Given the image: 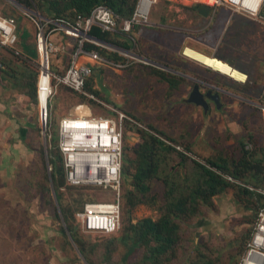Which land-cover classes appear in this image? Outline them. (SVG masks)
<instances>
[{
	"label": "rangeland",
	"instance_id": "obj_1",
	"mask_svg": "<svg viewBox=\"0 0 264 264\" xmlns=\"http://www.w3.org/2000/svg\"><path fill=\"white\" fill-rule=\"evenodd\" d=\"M174 6L171 4L165 8L162 5L163 18L172 24V30L165 32L150 29L148 32L144 30L143 33H134V40L128 39L132 48L128 52L118 51L125 59L124 63L104 64L93 60L84 63L90 68L87 81L98 95L85 91L86 98L82 99L64 85L53 83L52 96L47 104L46 128L41 122L38 102L25 104L24 107L17 105L14 110L8 109L16 115V119L23 120L24 114L26 122L33 124L34 129L24 137L19 133V129H24L23 123L14 124L6 120L3 114L0 116V264H87L75 244L67 241L62 232V229L68 230L67 224L54 185L51 180L48 185L46 178L49 175L51 179L53 171L48 153L60 154L64 164L58 151L59 120L69 115H86L80 113L81 108L88 115L96 117L117 119L120 114L126 116L127 120L123 123L125 157L135 158L133 148L142 142L137 128H142L166 139L174 149L193 161L206 163L219 157L228 163L229 160L238 161L242 158L241 144H245L248 150L255 152V161H262L264 166L262 79L256 81L253 76L252 80L246 74V84H240L184 56L186 47L183 35L174 33L173 29L178 31L187 27L196 30L200 28L203 19L194 11L178 10L179 7ZM231 7L247 20L253 19L246 24L254 22L257 28L255 26L254 30L251 25V31L247 30L246 37H237L233 42L222 44L210 36V40H191L192 46H200L205 55L215 56L225 62L231 61L240 69L264 72V64L257 65L264 63V21L258 16H252L250 12ZM0 12L17 19L20 49L22 36L26 32L25 36L29 37V31L32 38L28 42L35 46L39 31L37 21L45 20L42 11H29L27 7L11 0H1ZM4 53L9 56L7 52ZM248 53L257 58L241 57ZM69 58L70 54L66 52L57 53L50 64L52 74H63ZM147 59L171 70L156 67ZM79 60L83 63V59ZM34 63L37 65L35 68L39 69V60ZM17 66L20 68L18 63ZM177 72L184 75L179 83L173 76H181ZM160 73L167 76V81L162 79ZM195 86H199L200 92L207 98L209 90L218 94L221 108H217L211 100L207 102L208 111L190 102ZM0 108L4 110L5 106ZM13 124L19 132L14 130ZM17 133L20 137H17ZM178 161H174L171 166L182 177L186 169H179ZM63 168L66 174L64 165ZM254 173L260 186L257 189L248 186L264 195V168L262 172L256 169ZM240 184L243 185L242 182ZM48 187H51L52 192H49ZM132 188V177L125 179L123 176L122 192ZM162 191V183H151L147 196L155 198L153 205L148 201L151 205L139 204L134 207L131 211L133 224L144 218L158 220L162 216ZM60 192L63 203H70L75 209L71 221L77 234L87 242L88 254L93 262L144 264L141 250L127 256V245L122 243L121 238L122 220L125 219L123 210L119 228L111 234L86 232L74 217L85 202L112 200L113 193L108 194L102 188H73L67 184ZM246 206V203L237 200L234 190H228L216 196L210 207H201L199 215L182 224L177 257L169 264H192L198 246L216 264H228L231 260V264H240L246 251L241 253L242 248L254 226L250 223L254 213ZM57 211L60 218L56 216ZM67 236L70 239L68 233ZM246 245L248 242L245 248Z\"/></svg>",
	"mask_w": 264,
	"mask_h": 264
},
{
	"label": "trees",
	"instance_id": "obj_2",
	"mask_svg": "<svg viewBox=\"0 0 264 264\" xmlns=\"http://www.w3.org/2000/svg\"><path fill=\"white\" fill-rule=\"evenodd\" d=\"M14 1L30 10L42 11L45 18L51 21L61 20L72 24L79 16L83 19L87 18L97 6H104L112 11L114 15L117 16L118 22L130 19L134 13L138 0ZM143 28V25H134L131 32L125 34L120 31L119 27L112 32H103L99 27L92 26L87 34L91 38L106 42L124 50H130L132 46L128 39L131 41L134 40V33ZM25 33L22 36V49L19 48L21 42L20 35L19 42L15 47H4L0 44V77L13 90H17L21 95L29 98L31 103L36 104L38 102L37 85L39 80V69L35 68L37 65L34 62L37 59L39 60L37 52L38 33L35 46L28 42V40L32 38L31 32L29 31V37H26ZM76 47L77 43L74 41L71 53ZM81 48L84 53L96 52L101 58V61L96 62L104 64H120L125 62V59L120 53L109 50L107 47L92 41H84ZM4 51L7 52L10 57H7ZM84 56L86 55H81L79 59ZM89 59L92 60L91 58ZM17 63L20 65V68L17 66ZM78 63L84 64L81 63L80 60H78ZM231 66L235 70H238L234 64ZM159 75L163 80L167 81V76L164 73H160ZM173 76L177 79L178 83L180 82L179 80L182 81L183 79V76ZM69 90L79 94L82 99L86 98L85 91L90 94H99L92 90L91 83L87 80L84 86V92L79 93L71 89ZM45 102V95L41 94V108L45 106ZM137 132L142 142L133 148L135 158L125 157L124 154L122 169V180L123 176H125V179L131 176L133 185L132 189H127L125 192H122L120 200V209L121 211L123 210L125 214V219L122 220L123 227L121 229V238L123 239L122 243L127 245V256L141 250L143 252L142 259L144 264L171 263L177 257L176 252H178L177 247L180 240L181 226L184 221L195 218L201 213V207H210L216 196L222 195L228 190H234L237 200L241 203H246V208L253 211L254 214L250 223L255 224L259 210L264 207V195L251 189L248 185L256 189L259 188L260 182L257 181L254 171L257 169L258 172H262L264 166L262 165V161H255V152L248 150L247 145L241 144L242 158L238 161L229 160L228 163V161H224L219 157L202 163L200 161L190 160L184 153L178 152L166 142V139L157 134L142 128H137ZM157 133L159 134L160 132ZM161 134L165 136L163 133ZM48 154L50 164L53 166V171L51 173V179L49 175H46L48 179L47 182L49 185V180H51L54 185L59 206L61 207V213L68 228V232L66 229H62V232L65 238H67V241L69 240L70 243L73 242L75 244L87 264H97L90 259L87 250V242L77 234L75 226L71 221L75 209L72 208V204L69 203L65 205L63 203L62 193L60 192L61 188L66 184L73 188L94 186H75L67 183L63 168L64 164L62 163L60 154L56 155L52 152ZM176 160H179V169H186V173L182 177L178 174L179 172H174L172 169L173 165L171 166V164ZM178 168H176V170H178ZM153 181H159L163 185L161 195V200H163L162 216L158 220L144 218L133 224L131 221V211L134 207L139 204L151 205L148 201L152 202L153 205L155 198L147 196L151 190V183ZM240 182H242L243 185L240 184ZM48 190L52 192L51 187H48ZM83 206L84 204L78 210L82 209ZM56 216L60 218L58 211ZM74 217L76 216L74 215ZM253 229L254 226L251 233H253ZM250 235L252 236V234ZM251 236H248L245 244H247V242L249 243ZM71 239L72 241H70ZM113 240H115V238ZM245 244L241 253L247 249L245 248ZM231 262L232 260L228 264H231ZM192 264L216 263L207 254L201 251V246H198L196 248V257L192 259Z\"/></svg>",
	"mask_w": 264,
	"mask_h": 264
},
{
	"label": "built area",
	"instance_id": "obj_3",
	"mask_svg": "<svg viewBox=\"0 0 264 264\" xmlns=\"http://www.w3.org/2000/svg\"><path fill=\"white\" fill-rule=\"evenodd\" d=\"M217 2L218 4L227 2L234 6L229 0H217ZM263 2L254 14L250 13L258 16ZM156 3L157 0H138L132 17L121 22H118L117 16L104 6L95 7L85 19L79 16L72 24L46 18L37 21L39 27L37 52L40 62L37 94L39 106L40 95L44 94L46 99L45 106L43 108L40 106L39 110L45 128L47 104L52 96L53 83L81 93L90 76V68L85 64H79V57L86 55L93 61H101L96 52L84 53L81 48L84 41H90L87 38L90 28L97 26L103 32H112L119 27L122 33L128 34L134 25L149 23L151 9ZM34 16H37V13ZM59 33L74 39L77 47L70 55L66 71L54 75L50 70L52 58L57 53L66 52L65 45L56 44L52 40V36ZM18 42L17 19L0 12V44L4 47H15ZM125 120L126 116L123 114L117 119L69 115L59 120L58 149L63 157L67 183L75 186L99 187L108 194L113 193L112 200L87 201L82 209L76 211V219L86 232L111 234L119 228ZM240 264H264V207L257 214L251 239Z\"/></svg>",
	"mask_w": 264,
	"mask_h": 264
},
{
	"label": "crops",
	"instance_id": "obj_4",
	"mask_svg": "<svg viewBox=\"0 0 264 264\" xmlns=\"http://www.w3.org/2000/svg\"><path fill=\"white\" fill-rule=\"evenodd\" d=\"M240 1L241 0H233V2L235 4L239 3ZM171 4H174L176 7L178 6L179 7L178 10L187 9L189 11H194V12H196V15H199V17L203 19L201 21L202 22L201 25L198 24V25H200L199 29L193 30V29H189L187 27L181 28V30H178V31L173 29L174 33L177 32V33L183 35L184 46L186 48H191V49L198 51L202 54H204V52H205L203 49H201L202 47L197 46V45L192 46L191 40H194V39H197V40H199V39H201V40L206 39L207 40L208 39V40H210V38H211L210 36H213L215 42L219 41L223 44V42L224 43L228 42V41L233 42L234 40L237 39V37H239V38H242L243 36L246 37L247 30L251 31L250 27H252V26L254 27L253 28L254 30H255V26L257 28V25L254 22L253 23L248 22L246 24V22L248 20H253V19L247 20L245 17H242L241 13H235V10H233L231 5L228 4L227 2H223V3L218 4L217 0H157V3L153 4L154 6L151 9V13H150V17H149V23L146 25H143L144 28L141 29L140 31L142 33L144 30H147V32H148L150 29L151 30H162L165 32L171 31L172 30L171 29L172 24L163 18L164 8H162V5H164L166 8L167 5H171ZM202 5L209 7V11H208L207 15H203L200 12V7ZM252 16H254V15H252ZM258 17L264 21V7L260 8V11L258 13ZM52 40L56 44L58 43V44L65 45L66 54L71 55V49L73 47L74 39L62 36V34L59 33L58 35L57 34L53 35ZM185 49H184V51H185ZM184 51H183V55H184ZM241 57L250 58V59H252V58L256 59L257 58V56L251 55L249 53L247 55H242ZM82 59H83V63H86V62L88 63V61H90L89 57H87V56L82 57L81 60ZM84 59L86 61H84ZM233 64H234V66H237V64H235V63H233ZM263 64L264 63H257V65H259V66H262ZM238 70H240L241 73H243L244 75L245 74L250 75V78L252 80H253V78H255L256 81H258V79H259V81H260V79H262L263 82H262V85H260V87H262V89H264V72L259 71V70L251 72L249 70L240 69V68H238ZM244 84H246V83H244ZM37 88H38V85H37ZM28 103H31L29 98L21 95L17 90H13L0 77V106H5L4 110H1V108H0V112H1L0 116H2V114H3L4 116H6V118H7L6 120L13 122L14 124L17 123V124L21 125V123H23L22 127H24V129H19L20 132L17 131L16 126L14 124L12 125V127H14V130L19 132L21 134V136H23V137L25 134L28 135V133L31 132L32 128L34 127L33 124H29L26 122V119H25L26 116L24 114H23V120L16 119V117H15L16 115L11 114L9 112V110L10 109L14 110L17 107V105L24 107L25 104H28ZM31 104H33V103H31ZM80 107H83V106H80ZM80 113L86 114V115L89 114L83 108H81ZM28 122H31V121H28ZM24 124H25V126H24ZM14 133L15 132H13V134ZM17 137H20V135H18V133H17Z\"/></svg>",
	"mask_w": 264,
	"mask_h": 264
},
{
	"label": "bare ground",
	"instance_id": "obj_5",
	"mask_svg": "<svg viewBox=\"0 0 264 264\" xmlns=\"http://www.w3.org/2000/svg\"><path fill=\"white\" fill-rule=\"evenodd\" d=\"M229 1L234 6H236L238 10H246L251 12L252 14H254L258 10L259 5L263 2V0H241L239 3L235 4L233 0ZM184 55L187 58L221 74L223 77H226L240 84H244L247 82L246 75L239 72L238 70H235L230 66V64L222 61L221 59L207 56L191 48H186L184 51Z\"/></svg>",
	"mask_w": 264,
	"mask_h": 264
},
{
	"label": "water",
	"instance_id": "obj_6",
	"mask_svg": "<svg viewBox=\"0 0 264 264\" xmlns=\"http://www.w3.org/2000/svg\"><path fill=\"white\" fill-rule=\"evenodd\" d=\"M11 1H13L14 3H17V2L14 1V0H11ZM17 4L19 5V3H17ZM29 11H31V10L29 9ZM208 11H209V7H208V6L202 5V6L200 7V12H201L203 15H207ZM87 38H88L90 41H93V42H95V43H97V44H100V45H103V46L109 47V48H111V49H114V51H117V52H118V51H125V52H128V50H124V49L118 48V47H116V46H113V45H111V44H108V43H106V42H103V41H100V40H97V39L91 38V37L88 36V35H87ZM133 55H134V54H133ZM134 56H135V55H134ZM147 61H149L150 64H152V65H154V66H156V67H159V68H162V69H165V70H169V71L171 70L169 67H167V66H165V65H161V64H159V63H157V62H154V61H152V60L147 59ZM227 63L230 64V66L232 65L231 61H227ZM231 67H232V66H231ZM236 70H237V69H236ZM238 71H239V70H238ZM177 74L184 76L183 74L178 73V72H177ZM207 96H208V98L214 100V101L216 102L217 105H219L220 96H219L218 94H215V95H214L213 92H212V90H209V91L207 92ZM204 97H205V96H204V95L200 92V90H199V86H195L194 89H193V92H192V94H191V97H190L189 101H190V102H194V103L197 104V105H202V107H204L205 110H206V109H208V106H207V104H206V102H205ZM44 132H45V130H44Z\"/></svg>",
	"mask_w": 264,
	"mask_h": 264
},
{
	"label": "flooded vegetation",
	"instance_id": "obj_7",
	"mask_svg": "<svg viewBox=\"0 0 264 264\" xmlns=\"http://www.w3.org/2000/svg\"><path fill=\"white\" fill-rule=\"evenodd\" d=\"M184 56H185V55H184ZM181 76H182V75H181ZM214 95H215V94H214ZM204 99H205V102H206V104H207L208 107H209V105H208L207 102H208L209 100L213 101V102L216 104V102H215L214 100L210 99V98L208 99L207 97H204ZM216 106H217V108H219V109L221 108L220 101H219V105L216 104ZM201 107H202V105H201ZM203 108H204V107H203ZM204 110H205V108H204ZM206 111H208V109H206Z\"/></svg>",
	"mask_w": 264,
	"mask_h": 264
}]
</instances>
